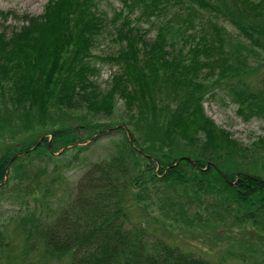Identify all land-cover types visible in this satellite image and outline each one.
Masks as SVG:
<instances>
[{
  "label": "trees",
  "instance_id": "1",
  "mask_svg": "<svg viewBox=\"0 0 264 264\" xmlns=\"http://www.w3.org/2000/svg\"><path fill=\"white\" fill-rule=\"evenodd\" d=\"M101 1L48 0L41 15L0 31V201L23 209L8 218L22 234L21 261H248L229 251L214 263L167 231L206 234L215 230L206 216L218 213L264 233V143L245 147L203 113L220 92L243 122H264V0H118L109 19L118 50L97 57ZM97 63L115 67L106 90ZM110 115L119 122H98ZM110 135L112 152L71 188L48 169L59 151L77 156ZM239 242L264 264L261 245Z\"/></svg>",
  "mask_w": 264,
  "mask_h": 264
},
{
  "label": "rangeland",
  "instance_id": "2",
  "mask_svg": "<svg viewBox=\"0 0 264 264\" xmlns=\"http://www.w3.org/2000/svg\"><path fill=\"white\" fill-rule=\"evenodd\" d=\"M47 1L48 0H0V13L5 14L4 16L0 15V31L10 34L14 28L18 29L22 26L24 22L22 19L23 16L41 15ZM120 8L121 4L118 0H103L99 4V11L106 15L107 21L104 23V30L97 38V43L93 50L94 56L103 57L117 52L118 46L111 39L113 36V25L109 22V19L113 11ZM219 23L229 32L233 33V35L237 34L236 30L228 22L221 19ZM154 36L155 31L151 30L147 38L151 40ZM258 52L264 61V50H258ZM97 66L100 69V73L95 79V82L101 90H106L110 78L115 71V67L110 64L100 65V63H97ZM119 107L120 105L118 104L116 108L118 109ZM203 113L217 129L225 131L229 134L230 138L245 147L264 143V122L258 119L243 122L236 114V106L230 103L226 97H223V94L220 92H218L213 99H207L203 102ZM98 122H102V124L107 126H112L117 124L119 120L110 115L102 117ZM111 137L110 135L100 138L99 141L90 145L77 156H75L76 151L74 149L55 154L53 158H55L54 162L56 163L52 162L48 166V169L51 170L56 167L58 170L57 174L62 176L61 180L63 178L65 185L71 188L91 163L106 158L107 155L112 152V141L114 138ZM87 144L88 143H85L84 145ZM2 152L3 148L0 144V155ZM68 164L71 166L66 167ZM31 166L32 171L39 173L44 165L41 161L37 160ZM41 175L43 178L47 176L46 173ZM12 184L6 188V192L12 189ZM22 210L19 211L18 205L14 203L0 201V240H2L3 244H7L6 247L2 248V259L0 264H59L58 262H47L45 259L40 258L41 256L39 253L31 254L27 261H21V250L24 246L22 234L17 226V220L14 219L15 216L21 214ZM154 214H156V212ZM199 215L201 216V214ZM9 217L14 219L9 221ZM205 221H208L211 226L215 227V230L213 231L207 228L205 229L206 234L200 229H195V233H190V235L183 234L179 230H174L173 232L167 231V233L173 235L172 237L175 238L177 242H185L184 247L187 249L196 254H201L214 263L218 262L221 255H225L229 251L235 252L237 256L240 255L241 258H246L248 261H241L240 258H227L228 261L226 264H259L260 260L263 259L261 254L249 255L244 244H240L239 241L245 240L248 242L247 245H251L252 243L254 248H259V245H261V248L264 249V233L257 232L256 229H253L249 225L235 229L230 226L231 223L225 220L222 221L218 213L211 214V217L207 215ZM215 234H220L222 240H211L210 237ZM232 237H235L238 243L228 242V239Z\"/></svg>",
  "mask_w": 264,
  "mask_h": 264
}]
</instances>
